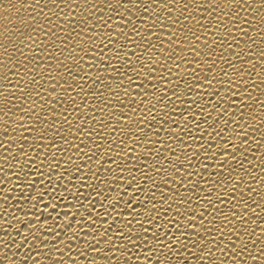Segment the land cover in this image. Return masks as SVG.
<instances>
[{
  "label": "snow or ice",
  "instance_id": "snow-or-ice-1",
  "mask_svg": "<svg viewBox=\"0 0 264 264\" xmlns=\"http://www.w3.org/2000/svg\"><path fill=\"white\" fill-rule=\"evenodd\" d=\"M103 2L113 14H118L120 17V23L117 25L114 34L112 32V26L107 23L112 19L111 16H98L97 12L100 11V8L97 4H91L90 7H85L83 9L84 15L76 16L73 9L79 7V5L75 3V0H70V3H65V0H59V2L57 0H45L44 3H41L40 0H24L21 3V7L35 11V16L30 15L28 18L33 23H28L21 19L20 24L23 25V30L13 24L11 29L6 26L4 32L0 33V35H3V40L0 41V68L4 69L3 79L5 82L10 83L9 73L21 77V80H23L24 76L27 77L25 83L21 84L18 82L13 86L18 90L19 95L15 91H9L7 96H4L3 93H0V96L4 97L5 104L7 105L12 104L9 97H15L17 100H22L25 97L31 99L32 94L35 93L41 99L40 108L44 112V115H41L36 110L35 100L31 101V107H26L23 103L12 104V108H15L16 112L23 114L20 120L17 121L21 127H23L22 121L24 117L27 116L28 119L34 118L35 121H39L40 124L45 125L43 129L35 124L32 126L33 130L38 132L41 139H47L52 134L53 124L49 123L47 113L51 112L53 117H55L57 115L55 111L56 105L61 101L54 100L49 104L44 100L42 92L36 91L37 89H42V79L54 81L55 87L51 91H55L56 87L60 88L64 92L67 100L70 101V107L66 106L59 113L62 116L65 111H80L76 102V96L71 94L76 91V88L80 92L85 93V96L81 97L82 101H86L88 95L97 99L103 97V107L99 108V111L103 113L105 108H109L112 104V99L105 97L104 91L101 90L103 89L121 105L120 113L119 115H114V113L109 112V116L115 121L114 124L106 122L103 116L89 118L94 122L98 120L101 126L108 127L109 131L115 129L124 137L120 140V144L124 145L127 149L125 155L131 158V153L134 151V147L126 144V140L131 139L133 145L144 147L147 153L153 155L155 160L161 165L154 169L152 165H148V167L156 171L157 175H160L162 172L165 173L164 176H161L159 185H157L151 176H147L146 178L161 192L159 203L162 206H166L168 210H172L175 205V216L167 218V213H165V220L160 224L156 223L160 218V211L157 210L156 203L153 202L156 199V193L152 188H149L147 191L152 192V196L149 198V203L152 206L146 209V212L152 214H145L142 220H138L136 217L140 216L141 212L137 209V203L140 204L141 208H144V201L139 200L138 193L144 191V189L137 183V177L132 174L131 170H128L127 177L123 175V172L128 169V166L125 163L121 167L119 160L120 153H117L116 157L108 155V152L112 151L110 146L96 163L102 164V160L106 158L111 165L121 168L120 175L118 177L114 176L112 179L113 182L117 179L126 181L123 193L127 194V199L124 201L123 210L117 213V217H123L121 219L123 227H115V220L111 223H107L106 221L107 227L92 230L91 241L85 240V251H80L77 248V255L84 258L86 253L91 251L96 256L103 257L104 264H120V261L113 254V249L121 251L122 253L128 252V244H133L134 247L143 249L144 264H171L169 254H175L179 257L181 250L188 252L195 264H246V259L250 260L251 264H258V262L259 264H264V239L261 236H257L255 240L252 239L255 228L249 230L247 227H243L242 229L235 227L236 224L241 226L246 225L248 218L251 216H258L257 209L264 211V203L253 199V197L259 196L260 200L264 201V192L257 191L244 180V176H250L252 182L255 183L258 180L264 186V175L257 178L256 173L252 171L254 165L251 161H247V156L244 155V153L250 150L248 147H244V152L241 153V146L231 144V141L224 136V133L228 130L229 123L243 128L247 126L246 117H251L252 120L256 119L252 111L245 113L242 106L236 105L238 98L246 97L247 101H250L246 105L249 110L253 109V106L256 104H259L264 109V100L253 96L251 91L255 90L260 92L261 95H264V88L261 87V85H264V47H259V51L255 54L253 53V47L258 46V44L264 45V0H183V2L182 0H149L148 3H143L142 0H115V3L112 0H103ZM89 3L90 0H84L85 5ZM0 7L7 14L8 10L14 8L15 5L12 3V0H6V3L5 0H0ZM65 9H68L67 15H65ZM132 9L142 10L144 13H157V15L150 27L141 29L132 23L131 18L134 15ZM125 11H127L129 17L127 21L124 17ZM241 12L244 15H241ZM54 16H63V22L58 23L56 20H53L52 17ZM41 17L43 19H39ZM5 19L8 20L9 24H12L10 17L5 15ZM37 20L39 22H36ZM165 21H167V28L169 30L168 44L171 51L163 47V40L153 31V29L163 30ZM188 21H192V24L190 25ZM101 24L108 28L107 34H100L107 40V45L104 44L103 40H98L97 33L94 31ZM195 28H198L200 31H195ZM56 29L64 32L65 35L63 37L58 36ZM234 30L240 32L242 37H234ZM249 31H252L256 35L250 36ZM37 33L59 40L63 44V49L57 48V50L60 51L61 56L65 52H68V56L65 59L71 60V66H68L65 60H60L59 57L47 51L51 44L50 41L44 43L43 49L45 56L57 60L54 66L56 75L53 76L50 71L53 65L51 63L45 65L44 58L34 54V50H41L42 42L36 35ZM73 33L75 36L70 39L69 37ZM133 35L139 37L141 43L136 44L132 39ZM209 35L215 38L210 40ZM256 36L260 37L259 41H257ZM153 38L157 39L161 44L160 53L155 56L153 53L156 51V45L151 42ZM243 38H246V43L245 47L241 48V43L244 42ZM121 39L125 42L124 44L118 43ZM126 44H135L137 49H143V51L131 53V55L136 56L138 67L133 64L128 51L121 53V48H124ZM69 45H72L71 49ZM112 45H115L113 49L115 55L111 60L106 61L104 48ZM225 46L231 52V55L235 57V61L229 59L227 56L218 54L217 49L224 48ZM233 46L237 50L233 51ZM51 47L55 48L57 46L51 44ZM98 49L100 50L99 52H97ZM182 53H186V55H182ZM160 54H163L166 60L174 61L172 67L167 69L169 76L174 75L173 68H179L182 64L188 65L190 69L188 75L193 77L194 83H185L184 92L177 91L180 88L179 82L173 83V81L168 80L167 83L171 85V89H165L164 94L157 93L156 84L153 83V80H160L162 73L155 77L153 73L165 67L164 64L160 63ZM254 55L255 59H253ZM84 56H89L90 60L95 62V65L93 63L85 65ZM213 56H215V59H211ZM209 59H211V63H209ZM177 60L180 63H176L175 61ZM217 60L221 61L218 70ZM120 61H123V64H120ZM236 61H239V64ZM202 63L208 66L207 73H201L200 65ZM118 64L119 67H117ZM193 64L196 65L195 68H192ZM94 66H97L94 86L99 87L93 91L92 86L84 88L83 82L76 84L77 75L79 73L85 74L81 78L82 81L85 78L91 77V69ZM105 67L111 69L116 76L120 77L115 83V89H122L123 97L128 98L127 108L131 115L124 111L125 102L121 99V94L117 93L110 83V81L114 80V77L109 76L105 78L100 74L101 70ZM37 68L41 69V71L36 72ZM121 68H123V71H121ZM61 69L63 72H61ZM13 70L15 71L13 72ZM44 73H48L47 77L44 76ZM129 73H132L136 77H140L141 74L144 75V80L137 84V87L140 89L137 95L143 96V99L139 101L134 98H129L132 95L131 90L130 88L124 87L123 81L125 78H127L129 86L135 82L133 76L129 75ZM60 80L65 81L67 88L59 82ZM69 80L71 82H68ZM257 80H259V84L256 82ZM74 84H76V88L73 87ZM213 84H217L221 88L227 85L225 95L221 99H228L229 101L226 107L221 106L219 101L211 104L212 112L216 113L215 118L212 117V112L208 110L211 97H209L207 102H204L203 95L200 91H196V95L201 97L200 101L193 98L189 106L183 111L177 108L176 101L183 102L181 97L185 93H191L200 88L207 89L212 87ZM29 85L32 86L31 91L29 90ZM169 91H171V95H168ZM228 93H231L230 98L227 95ZM212 94H217L215 89ZM134 104L137 107H133ZM157 104H163L164 108L167 109L162 118H160L159 113L156 111ZM169 105H172V107L169 108ZM88 106L93 107L92 105ZM0 111L4 113L5 117H8L12 109L4 108L0 109ZM144 112L148 113L146 118L143 117ZM137 115H140L142 118L134 120L133 117ZM174 117H179V119ZM148 120L154 122V126L153 124H149ZM220 122H222L220 130L214 131L215 137L221 143L217 144L215 151H211L213 148V144L210 142L212 140V133L202 128L201 125L202 123L206 124L208 129H212L214 124H219ZM4 123L7 125L8 120L5 119ZM60 123L67 124L69 129L73 128V123L67 119V116H63ZM121 123L124 125L123 128L119 127ZM133 125H135L134 128ZM146 127L157 138L160 132H164L168 140L175 139L177 144L182 145L181 155L184 156V160H180V155H177L175 148L170 144H165L162 140L159 141L161 147L164 151L172 153L174 159L164 157L163 153L159 150L153 152L151 148H148L147 146L153 142L145 135ZM192 127H195L201 135L194 136L193 143L196 144L198 151H193L191 157H189L184 152V149H190L191 145L184 142L183 136L192 135ZM82 130V124L75 125V131L77 133ZM7 131V127H5V137L9 139L7 137ZM233 132H235V129H233ZM137 133H139V136H137ZM204 134L208 136V139H205L204 143H200V140L204 139ZM235 134L243 139V145L245 146L252 139L246 133L241 134L235 132ZM55 135L67 143L60 129L55 130ZM17 139L24 142L27 141V138L23 135ZM262 141H264V132L261 133V140L256 141L258 147L264 146ZM12 144H14V141L9 139V145ZM0 147H3L5 152L8 153V156L0 159H4L5 161L10 158L14 159L8 146L0 144ZM45 147H54L57 151H62V149L57 147L55 139L49 140V143L45 144ZM94 147L99 151V144H94ZM229 147L232 149L231 153L229 152ZM29 148H31V145H29ZM18 150L22 155L24 154L22 144ZM79 152L83 154V149L80 148ZM201 153H203L205 159L215 161L219 167L217 175L222 179L217 180V185H219L221 194L216 197V200L219 204H224V197L229 198L232 206L228 213L222 211L209 198L216 191V185H211L207 190L208 196L203 197V201H206L207 206L213 209L211 218L207 215V208H204L199 213L190 207L186 208L183 212L180 210L179 205L185 203V196L180 193L179 188L176 186L179 184L182 187L183 182L189 180L192 175L196 174L195 169L192 172L185 171L182 180L177 181L175 176L168 177L166 175L167 167H170L174 173L180 172L185 163L191 168L192 161L198 160ZM237 153L244 155V160H239ZM45 155L47 154L45 153ZM218 155L221 156V160H216ZM52 159L55 161L54 153ZM229 159L236 161L240 171L244 175H240L239 173L235 177L232 175L236 173V168L228 163ZM88 160L91 161L92 157H88ZM165 161H167V167L163 166ZM245 161L249 165L247 169L244 167ZM226 164L228 165L227 168L225 167ZM73 166L76 167V171L83 177L84 173L81 168L78 165ZM11 168L12 165H9L7 170L3 166H0V173H4V178L0 179V186L11 183L9 180V175L12 174ZM42 168L43 160L40 161V168L36 169L39 177H43V179L36 178L24 181V183H27L29 189H33L37 182L42 187L44 186V180L48 179V177L45 176ZM208 168V164L201 165L202 172H206ZM136 170L139 171V169ZM108 171L111 172L112 168L110 167ZM261 172H264V163L261 164ZM66 173H68V169L63 168L57 182L64 180ZM93 176L98 179L96 173H93ZM141 176L143 177L144 173H141ZM17 179H19L18 176ZM201 179H204L203 175H201ZM204 182L206 184L209 183L207 180ZM49 183H51L50 180ZM192 184L194 187L196 186L195 181H192ZM242 184L247 189V199L245 198L243 189H241ZM168 185L172 187H167ZM15 186L19 187V184ZM89 188L92 192L100 194L98 189L93 185H89ZM174 188L175 191H173ZM129 189L132 191H129ZM201 191H204L202 187ZM238 191L240 192L239 198L235 195ZM121 195V192H117V197ZM177 196L180 197L179 200L176 199ZM63 198V193H61L60 196L54 199L61 200L62 202ZM4 199L7 201L8 196L5 195ZM17 199H23L25 203L30 199L40 202L43 204V208H37L35 203L32 204L33 210L31 215L35 218V223L32 219H26L24 221L17 219L16 226H14L10 221H5L8 228L13 229L15 232L14 236L6 234L7 240L15 241L12 244V248L20 249V252L25 249L27 251L24 255L13 252L16 259L12 258L11 260H9V255L3 253L0 256V264H4L5 261H7V264H27L26 257L28 253L33 252L38 247L40 249H46V251H37V256L43 255L45 258H49L53 254L56 255L57 258L52 259L51 264H79L75 258H71L70 262L65 261L63 258V252L66 247L64 241L67 240L71 244L73 237L80 239L78 231L81 222L87 221L89 227L93 223H96V220L93 219V213L97 217L101 216V212L96 210V201L93 200L85 205L77 199L76 203L80 207L74 212L70 213L68 210H65L63 213H57L53 217L52 213L56 212L57 204L55 202L50 204L43 203V195L39 192L33 196L32 191H29L27 194L21 191ZM49 199L51 201L53 197ZM87 199V196H85L84 200ZM103 199L109 201L107 207L103 203L100 204L102 214L107 218L109 216L108 209L111 208L113 211H116V205L111 202L108 195H104ZM187 202L190 204L191 200ZM117 203H119V200H117ZM241 205L243 206L242 210L237 211L236 209L240 208ZM49 207H51V212H47ZM80 209H83V211ZM125 213L130 215L132 219L129 220ZM25 215L27 216L28 213H25ZM60 215L64 217L63 229L67 231L57 230L61 227V225L56 223ZM77 216H79V220H77ZM176 217H180V219L177 220ZM218 217L222 218L223 221L220 225L215 223ZM197 220H199V224H197ZM74 221L77 224L76 229H73ZM145 222H147V227L145 226ZM134 223L139 227V231L137 232L132 231V225ZM252 223L255 225V220ZM172 224L176 225L175 232L167 230ZM20 228H25L26 231L22 233L19 230ZM150 228L157 230L153 231L149 237ZM160 228H164L165 230L158 231ZM225 228H227V232H225ZM125 229H128V231H125ZM69 231L71 235L68 234ZM5 232L7 233V229H5ZM213 232L220 235L221 239L219 241L213 235ZM260 232L264 234V228H261ZM189 235L194 238L189 239ZM245 235L251 241V247L256 249L255 254L249 248L248 242L245 241ZM62 236L64 239H61ZM16 237H19V241H17ZM30 239L35 243H31ZM2 242L3 240H0V243ZM101 244L104 245L103 248L100 247ZM229 245H231L230 250ZM7 247L8 245L5 244L4 248ZM69 251H71V248H69ZM217 251L220 252L222 257L219 261L214 259ZM245 253H247L246 259L244 257ZM224 257H227V259H224ZM32 264H39V261L32 258ZM87 264H96V261L94 259L88 260ZM124 264H128V261L125 260ZM178 264H190V262L187 258H184L178 261Z\"/></svg>",
  "mask_w": 264,
  "mask_h": 264
},
{
  "label": "bare ground",
  "instance_id": "bare-ground-1",
  "mask_svg": "<svg viewBox=\"0 0 264 264\" xmlns=\"http://www.w3.org/2000/svg\"><path fill=\"white\" fill-rule=\"evenodd\" d=\"M24 2V0H12V3L15 5L14 8H10L7 12V14L4 13L3 8L0 7V33L4 32V28L7 26L9 29L13 27V24L17 27L23 30V25L20 24V20L23 19L27 21L28 23H33L28 18L29 16H35V11L32 9H28L25 7H21V3ZM41 3H44L45 0H40ZM59 2V0H57ZM113 3H115V0H112ZM143 3H148L149 0H142ZM183 2V0H182ZM6 3V0H5ZM65 3H70V0H65ZM75 3L79 5V7H75L73 9V12L76 16H82L84 15L83 9L85 7H90L91 4H97V6L100 8V11L97 12L98 16L101 17H108L111 16L112 19L108 21L107 23L112 26V32L113 34L116 31L117 25L120 23V17L118 14H113L111 10L104 4L103 0H90V3L88 5L84 4V0H75ZM51 6V5H50ZM131 7V5H130ZM134 15L131 18L132 23L135 24L136 27L144 29L148 28L152 25L153 20L155 19L157 13H144L142 10L132 9ZM68 14V9H65V15ZM175 15V13H173ZM5 15L11 18L12 24L8 23V20L5 19ZM241 15H244L243 12H241ZM125 20L127 21L129 19L127 11L124 12ZM39 19H43L42 17ZM53 20H56L58 23L63 22V16H54L52 17ZM36 22H39L37 20ZM188 23L191 25L192 21H188ZM127 30V29H125ZM195 31H200L198 28L194 29ZM58 36L63 37L65 35L64 32L59 31V29H56ZM94 31H96L98 40H103L104 44L107 45V40L104 39L103 35H100L101 33L107 34L108 28L105 27L103 24H101L99 27L95 28ZM154 32L157 33V36L160 37L161 40H163V47L166 49L169 48L168 39H169V30L167 28V21H165V27L163 30L160 29H153ZM39 38L41 43V50L37 51L34 50V54L38 55V57L44 58V64L47 65L51 63L53 65V68L50 70L51 74L53 76L56 75L55 72V64L57 63V60L50 59V57L45 56V51L43 49V44L47 42H51V44L56 45L57 47H51V44L49 48L47 49L48 52L54 54L55 56L59 57L60 60H65V63L68 66H71V60H66L65 57L68 56V52H65L63 56L60 55V51L57 50L63 49V44L60 43L59 40H55L50 36H43L39 33L36 34ZM146 35V33H145ZM234 37L241 38L242 34L236 30L233 32ZM249 35L253 36L256 35L252 31H249ZM75 34L73 33L72 36L69 38L71 39L74 37ZM215 37L209 35V39H213ZM133 41H135L136 44L141 43L140 38L133 35L132 36ZM257 41H259L260 37L256 36ZM3 40V35H0V41ZM244 42L241 43V48L245 47L246 38H243ZM152 44L156 45V51L153 53V55H157L160 53L161 44L160 42L153 38ZM120 44H124L125 42L121 39L118 41ZM115 45H112L110 47L104 48L105 52V60H111L112 57L115 55L113 49ZM259 47H264V45H259L253 47V53L259 51ZM69 48H72V45H69ZM237 50L235 46H233V51ZM100 50L98 49L97 52ZM121 53H124L125 51H128L131 55L132 52L137 51H143V49H137L135 47V44H126L124 48H121ZM179 51V49H177ZM218 54L227 56L229 59L235 61V57L231 55V52H229L226 48L217 49ZM83 55V53H81ZM147 55V54H146ZM182 55H186V53H182ZM131 59L133 61V64L138 67V63L136 61V56L131 55ZM160 63L164 64L165 67L163 69H158L157 72L153 73V76L159 75L162 73V78L160 80H153V83L156 84V91L158 94H164L165 89H171V85L167 83L168 80L173 81V83L179 82L180 88L177 89L179 92H184L185 89V83L193 84V77L188 75V71L190 69L188 68V65L182 64L179 68H173V76H169V73L167 69L169 67H172V64L174 61L172 60H166L163 54H160L159 56ZM211 59H215V56H213ZM211 59H209V63H211ZM253 59H255V55L253 56ZM114 62V61H113ZM176 63H180L178 60L175 61ZM84 63L87 65L88 63H93L95 65L94 61L90 60L89 56H84ZM237 64H239V61H236ZM120 64H123V61H120ZM217 70L220 67L221 61L217 60ZM119 67V64L117 65ZM196 65L193 64L192 68H195ZM201 73H207L208 66L206 64H201ZM15 70H13L14 72ZM41 69L37 68L36 72H40ZM87 71V68H86ZM121 71H123V68H121ZM61 72L63 70L61 69ZM92 76L85 78L83 81L81 80L82 77H84V73H79L77 75V81L76 84H79L83 82L84 88H88L90 86L93 87V91L96 90L99 86H94V78L97 74V66H94L91 69ZM3 73L4 69L0 68V93H3L4 96L8 95L9 91H15L17 95H19V92L17 89H15L13 86L17 84L18 82L23 84L27 81V77L24 76L23 80H21V77L16 76L12 73H9V81L5 82L3 79ZM100 74L104 76L105 78H108L109 76L114 77V80L110 81L112 84V87L115 89V83L120 79V77L116 76L115 73L111 71V69L105 67L101 70ZM48 73H44V76L47 77ZM129 75L133 76V80L135 81L131 86L128 84L127 78L124 79V87L130 88L132 95L129 98H134L135 100L139 101L143 99L142 95H137V93L140 92V89L137 87V84L144 80V75L141 74L140 77L134 76L132 73H129ZM39 79V77H37ZM59 79V78H57ZM67 79V78H66ZM246 79V78H245ZM255 79V77H254ZM61 84L64 85L65 88H67V84L64 80L59 81ZM68 82H71L70 80ZM259 84V80L256 81ZM76 84L73 85L74 88H76ZM42 89H37V92H42V95L44 97V100L48 102L49 104L54 100H60L61 102L56 105V113L57 115L53 117V114L51 112L47 113L49 123L53 124L52 134L47 139H41L38 132L33 130V124L37 125L39 128L43 129L45 125L40 124L39 121H35L33 119H28L27 116L24 117L22 123L23 127L20 126L17 121L20 120V117L23 115L22 113L16 112L15 108H12V104H19L23 103L26 107H31V101L35 100L36 102V110L41 113V115H44V112L41 110V99L39 96H37L35 93L32 94L31 99H28L27 97L23 98L22 100H17L15 97H9L11 99L12 104H5L4 97L0 96V109L4 108H11L12 111L9 113L8 117L4 116V113L0 111V144H4L9 147V151L12 153V157L5 161L4 159H0V166H3L6 170L9 167V165H12L11 168V175H9V180L11 181L10 184L2 185L0 186V240H3L2 243H0V249L4 250V253L12 256L13 259H16V256L13 255V252L19 253L20 255H24V253L27 251L22 250L20 252V249H13L12 244L15 242L13 240H7L6 234L14 236L15 232L13 229L8 228L5 221H10L14 226H16V220L24 221L26 219H32L35 223V218L31 215L32 212V204L35 203L37 208L42 209L43 204L37 201L29 200L27 203L23 199H17L19 196V193L23 191L25 194H27L29 191H32V195L35 196L37 192H39L41 195H43V203H52L55 202L57 204V209L55 213H52V216L55 217L57 213H63V211L68 210L70 213L74 212L77 208L80 207L79 204L76 203V200H80L81 203H84L85 205L89 204L91 201H96V210L98 212H101V216L97 217L95 213H93V219L96 220V223H93L91 227H89V224L87 221L81 222L79 225V231L78 235L80 236V239H76V237H73L71 244L67 240L64 241L66 247L63 252V258L65 261H69L71 258H75L79 264H87L88 260H95L96 264H104V259L101 256H96L95 253H92L91 251H88L86 253V256L84 258H81L79 255H77V248H79L80 251H85L84 241L89 240L91 241V233L93 229L97 228H103L107 227V223H111L113 220H115V227H123L121 224V219L123 217H117V213L122 211L124 208V201L127 199V194L123 193V188L126 186V181H120L117 179L115 182H113V177H118L121 173V168H117L115 165H111L109 161L105 158L102 160V164H97L96 161L100 160L103 154L106 152V150L111 146L112 151L108 152V155L111 157H116L117 153H120V163L121 167L123 164H127L128 169L123 172V175L125 177L128 176V170L132 171V174L137 177V183L142 186L144 191H141L138 193V198L141 201H144V208L140 207V204L137 203V209L140 210L141 215L137 216L136 219L142 220L143 216L145 214H152L146 212V209L151 208V204L149 203V198L152 196V192L147 191L149 188H152L153 191L156 193V199L153 201L156 203L157 210L160 211V218L156 221L157 224L162 223L166 216L165 213H167V218H171L175 216V205L173 206L172 210H168L166 206H162L159 203V197L161 195V192L157 190L151 182L146 178L147 176H151L153 180L156 181L157 185L160 184L161 176H164L165 173H161L160 175H157L156 171L150 169L148 165H152L153 169L156 167H160L161 165L155 160V157L153 155H149L146 151V149L140 145H133L132 140L128 139L126 140V144L128 146L134 147L133 153H131V158L127 155H125V152L127 149L124 145L120 144V140L124 137L121 136L119 132H117L115 129L109 131L108 127H102L99 121H93L89 117H100L103 116L105 121L114 124L115 121L112 119V117L109 116V112L114 113V115H119L121 105L117 103L114 97H110L106 90L101 89L104 91L105 97H109L112 99V104L109 108H105L104 112L101 113L99 111L100 107H103L102 101L103 97L100 98H93L91 95H88L86 97V101H82L81 97L85 96L84 92H80L78 88H76L75 92H72V95L76 96V102L77 105L80 108L79 112H73V111H65L63 113V116H67V119L73 123V128L69 129L67 124H62L60 121L63 119V116L60 115L61 110L64 109L66 106L70 107V101L67 100L65 97L64 92L56 87L55 91H51L53 87H55V82L47 79L41 80ZM262 88H264V85H261ZM32 86L29 85V90L31 91ZM227 88V85H225L223 88H221L217 84H213L212 87H209L207 89L200 88L198 90H194L191 93H185L181 97V101H176V106L181 111H183L185 108H187L191 102V100L194 98L197 101H200L201 97L196 95V91H200L203 95V101L207 102L209 100V97H211V103L208 104V110L212 112L211 104H215L217 101L220 102L221 106H227L228 105V99L222 100L221 97L225 95V89ZM216 90L215 95H213V90ZM115 91L119 94H121V99L124 100L125 106L124 111L128 112L129 115L131 113L129 112V109L127 108V99L123 97L122 95V89H115ZM151 91V89H149ZM253 96L259 97V99L264 100V95H261L260 92L251 90ZM79 93V94H77ZM168 95H171V91L168 92ZM228 97H231V93L227 94ZM151 99V97H149ZM250 101H247L246 97H241L236 100L237 106H242L244 108L245 113H248L249 111H252L253 115L256 116L255 120H252L251 117H246L247 126L243 128L237 127L235 124L229 123L228 130L224 133L225 138L231 141V144H235L237 146H241V153L244 152V147H248L250 150L247 153H244V155L247 156V161H251L254 165V168H252V171H254L257 175V178H259L261 175H264V172H261V164L264 163V146L258 147L256 141L261 140V133L264 132V109L260 107L259 104H256L253 106V109L249 110L247 108V103ZM88 105H92L93 107H89ZM133 107H137V105H133ZM172 105H169V108H171ZM234 110V109H233ZM156 111L159 113L160 118L163 117V114L167 109L164 108L163 104H157L156 105ZM14 113V114H13ZM148 113L144 112L143 117H147ZM212 117H216V113L212 112ZM142 117L140 115H137L133 117L134 120H139ZM176 119H179V117H174ZM5 119L8 120L7 125H5L4 121ZM149 124H153L151 120H148ZM82 124L83 130L79 133L75 131V125ZM222 125V122L219 124H214L212 129H208L206 124L202 123V128L207 129L208 132L212 133V140L210 141L213 144V148L211 151H215V148L217 144L221 143L219 139L215 137V131L220 130V126ZM5 127H7V137L9 139H12L14 141V144L9 145V139H6L5 137ZM120 128H123L124 125L121 123L119 125ZM135 125H133V128ZM167 127V126H165ZM15 129V131H13ZM60 129L61 134L65 137L67 143L65 140H61L58 136L55 135V130ZM233 129H235V132H239L241 134L246 133L248 137H251L252 139L249 140L248 145H243V139L236 136L235 132H233ZM215 130V131H214ZM179 131V129H177ZM192 135H184L183 139L184 142L188 145H191V148H185L184 152L187 153L189 157H191V154L193 151H198L196 144L193 143L194 136L201 135L197 131L195 127H192L191 129ZM21 135L27 138V141H20L17 138H19ZM145 135L153 142L152 144H149L147 147L151 148L153 152H156L159 150L163 153L164 157H167L169 159H174L172 156V153L164 151V149L161 147V144L159 141H164L165 144H170L173 148L176 149L177 155H180V160H184V156L181 155V148L182 145L177 144L175 139L168 140L167 136L164 132H160L159 137L152 135L151 132L148 130V128H145ZM137 136H139V133H137ZM55 139L56 145L58 148L62 149V151H57L54 147H45V144L49 143V140ZM208 139V136L204 134V139L200 140V143H204V140ZM264 143V141H262ZM23 145V152L22 155L21 152L18 150ZM94 144H99L100 148L99 151L94 147ZM29 145H31V148H29ZM38 145V146H37ZM71 145V146H70ZM83 149V154H80L79 149ZM232 149L229 147V152L231 153ZM45 153L47 155H45ZM53 153L55 154V161H53L52 156ZM241 153H237V158L239 160H244V155H241ZM95 154V155H94ZM5 156H8V153L5 152L3 147H0V158H3ZM92 157V160L89 161L88 157ZM43 160V168L42 171L44 172L45 176L48 177V179L44 180V186L42 187L39 182L35 184V187L33 189H29L27 183H24L26 180H32V179H43V177H39V173L36 171L37 168H40V161ZM216 160H221V156H217ZM245 161L244 167L247 169L249 168V165ZM229 164H231L233 167L236 168V173H233L232 175L235 177L237 173L240 175H244L236 161H233L229 159ZM202 164H208L209 168L206 172L201 171V165ZM58 165V166H57ZM73 165H78L81 170L84 173V176L81 177L80 173L76 171V167ZM164 167H167V161H165ZM227 164L225 167L227 168ZM112 168V171L109 172L108 169ZM63 168L68 169V173L65 174L64 180H59L58 178L60 176L61 170ZM136 169H139L137 171ZM193 169H195L194 175L190 177L189 180L183 182V186L181 187L179 184L176 186L179 188L180 193L184 194L185 196V203L179 205L181 212H183L186 208H192L197 213H199L204 208H207V215L209 218H211L213 214V209L209 208L207 206L206 201H203V197L208 196V188L211 185H216V191L212 193V195L209 197L213 200L214 204H216L217 207L221 208L222 211L225 213H228L232 203L229 201L228 197H224L225 203L219 204L216 200V197L221 194V190L219 188V185H217V180L222 179L220 176L217 175V172L219 171V167L216 164L215 161L207 160L205 159L203 153H201L198 157V160L192 161V167L189 168L188 164L185 163L184 167L181 169L180 172L174 173L173 170L170 167H167V176L172 177L175 176L177 181H181L182 178L185 175V171L192 172ZM93 173H96L98 176V179L93 176ZM141 173H144V176H141ZM201 175H203L204 179H201ZM17 176L19 179H17ZM4 178V173H0V179ZM49 180L51 183H49ZM207 180L209 183H205L204 181ZM244 180L251 185V187L255 188L259 192H264V186H262L258 180L257 182H252L250 176H244ZM192 181L196 182V186L194 187L192 184ZM19 184V187H16L15 185ZM89 185H93L96 187L100 194H97L96 192H92L89 188ZM167 187H172L171 185H168ZM201 187L204 189V191H201ZM241 189H243L245 193V198L247 199V189L244 188L243 184L241 185ZM129 191H132L129 189ZM175 191V188L173 189ZM117 192H121L122 195L120 197H117ZM63 193V201L58 199H54L55 197H58ZM5 195L8 196V200L6 201L4 199ZM104 195H108L111 202L116 205V211H113L111 208L108 209L109 216L105 218L102 214V209L100 208V204L103 203L105 207H107L109 201H105L103 199ZM171 195V193H169ZM236 197L239 198L240 192L238 191L236 194ZM87 196V200H84V197ZM50 197H53V200L50 201ZM75 197V198H74ZM177 200L180 199L179 196L176 197ZM253 199L264 203V201L260 200L259 196L253 197ZM117 200H119V203H117ZM191 200V203L189 204L187 201ZM203 201V202H202ZM242 205L240 208L236 209L237 211L242 210ZM19 209V210H18ZM83 211V209H80ZM47 212H51V207L47 209ZM257 212L259 213L258 216L254 215L248 218V223L246 225H239L236 224V228H243L247 227L249 230L255 228V232L253 233L252 239L255 240L257 236H261L262 239H264V234H261L260 229L264 228V211H260V209H257ZM25 213H28L26 216ZM47 214V213H46ZM127 218L129 220L132 219L130 215L125 213ZM15 218V219H13ZM177 220L180 219V217H176ZM77 220H79V216H77ZM255 220V225H253L252 221ZM107 221V223H106ZM63 222L64 217L63 215H60L59 219L56 221L57 224L61 225L60 228H58V231H67L63 229ZM215 223L217 225H220L223 223L222 218H217ZM197 224H199V220H197ZM145 226L147 227V222H145ZM77 228V224L74 221L73 222V229ZM5 229H7V233L5 232ZM22 233L26 231L25 228L19 229ZM157 229L150 228L149 229V237L151 236L153 231H156ZM164 228L158 229V231H164ZM168 231L175 232L176 225L172 224L167 229ZM125 231H128V229H125ZM132 231L137 232L139 231L138 225L135 223L132 225ZM225 232H227V228H225ZM87 233V235H85ZM69 235H71V232H68ZM213 235L216 236V239L219 241L221 239L220 235L216 232H213ZM191 235H189V239H193ZM17 241H19V237H16ZM50 239V238H49ZM61 239H64L62 236ZM183 239V238H182ZM245 241L248 242L249 248L255 254L256 249L251 247V241L248 240L247 235L244 237ZM31 243H35L34 241H31ZM115 242V241H114ZM123 243V241H121ZM7 244L8 247L4 248V245ZM23 247V245H21ZM101 248L104 247L103 244L100 245ZM179 248V246L177 245ZM190 247V246H189ZM69 248H71V251H69ZM231 248V245H229V250ZM128 252H121L116 249H113V254L116 257L117 260L120 261V264H124V261H128V264H144L143 259V249L140 247H134L133 244H128ZM37 251H46V249H40L39 247L34 250L31 253H28L26 260L27 264H32V258H35L39 261V264H51V260L57 258L55 254L50 256L49 258H45L43 255L37 256ZM3 255V252L0 251V256ZM158 255V253H157ZM245 259L247 258V253L244 254ZM187 258L190 262V264H195V262L192 260V257L189 256L188 252H184L181 250V255L177 257L175 254H169V260L171 261V264H178V261ZM221 254L219 251L215 253L214 259L219 261L221 259ZM224 259H227V257H224ZM246 264H251L250 260L246 259ZM259 264V262H258Z\"/></svg>",
  "mask_w": 264,
  "mask_h": 264
},
{
  "label": "clouds",
  "instance_id": "clouds-1",
  "mask_svg": "<svg viewBox=\"0 0 264 264\" xmlns=\"http://www.w3.org/2000/svg\"><path fill=\"white\" fill-rule=\"evenodd\" d=\"M0 251H2L4 253L3 249H0ZM11 259H12V256H9V260H11ZM4 264H7V261H5Z\"/></svg>",
  "mask_w": 264,
  "mask_h": 264
}]
</instances>
